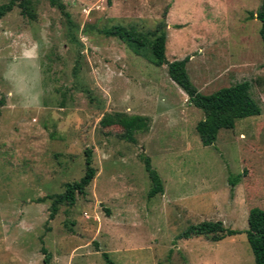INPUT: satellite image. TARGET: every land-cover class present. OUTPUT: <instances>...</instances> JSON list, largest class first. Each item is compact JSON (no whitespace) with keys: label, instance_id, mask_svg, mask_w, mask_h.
Segmentation results:
<instances>
[{"label":"rangeland","instance_id":"rangeland-1","mask_svg":"<svg viewBox=\"0 0 264 264\" xmlns=\"http://www.w3.org/2000/svg\"><path fill=\"white\" fill-rule=\"evenodd\" d=\"M30 1L32 20L17 7L0 18V264H43L41 249L47 264H104L101 253L113 264H253L244 231L248 210H264L260 0ZM112 25L163 26L165 60L187 57L198 93L245 81L259 115L202 147L201 112L164 65L99 32ZM86 149L95 174L85 195L50 219ZM143 158L161 194L148 197ZM200 222L235 234L177 238Z\"/></svg>","mask_w":264,"mask_h":264},{"label":"trees","instance_id":"trees-1","mask_svg":"<svg viewBox=\"0 0 264 264\" xmlns=\"http://www.w3.org/2000/svg\"><path fill=\"white\" fill-rule=\"evenodd\" d=\"M50 3L54 4L53 1H50ZM13 7H17L20 14L29 20H32L35 16L30 0H8V2L0 5V18ZM57 7L62 10L60 4ZM253 17L259 23L258 36L262 45L264 62V0H260ZM162 29L163 26H159L154 31L141 34L121 25H112L101 29L99 32L105 37L118 39L132 54L145 59L151 65L155 67L164 65L166 67L169 80L184 93L187 102L202 114V118L194 126L198 142L202 147L210 146L215 141L219 131L231 130L236 120L259 115V107L250 98L248 84L245 81L219 88L210 94L198 93L186 74L187 57L171 62L165 60L164 44L166 35ZM128 140L131 141L130 138ZM83 156L84 170L81 178L65 184L63 192L51 198L50 219L56 214L58 205L71 206L76 194L85 195V190L90 185L95 170L91 166L90 150H84ZM142 162L143 169L151 183L148 197L161 194L160 180L156 172L150 167L149 160L143 158ZM229 183L234 185L235 179L231 178ZM234 234V231L224 230L220 222H200L189 225L177 235V238L186 240L202 236L211 242H218L225 236ZM244 235L252 255L253 264H264V210L258 208L248 210ZM41 251L43 254L42 262L47 264L49 255L44 249H41ZM100 256L104 264H113L106 253H101Z\"/></svg>","mask_w":264,"mask_h":264}]
</instances>
